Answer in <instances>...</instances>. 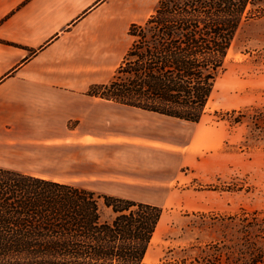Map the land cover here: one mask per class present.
Listing matches in <instances>:
<instances>
[{
    "label": "crops",
    "instance_id": "0c3cea01",
    "mask_svg": "<svg viewBox=\"0 0 264 264\" xmlns=\"http://www.w3.org/2000/svg\"><path fill=\"white\" fill-rule=\"evenodd\" d=\"M152 3L0 0L1 169L61 183L57 176L77 173L110 183L117 191L104 195L122 199L130 187L148 185L167 144L159 120L175 119L88 91L111 81L132 43L129 27L149 17ZM256 210L264 218V207ZM254 242L253 260L238 264H264V222Z\"/></svg>",
    "mask_w": 264,
    "mask_h": 264
},
{
    "label": "trees",
    "instance_id": "16d2710c",
    "mask_svg": "<svg viewBox=\"0 0 264 264\" xmlns=\"http://www.w3.org/2000/svg\"><path fill=\"white\" fill-rule=\"evenodd\" d=\"M263 17L264 0H158L88 94L197 124L239 28ZM161 219L155 205L0 168V264H143Z\"/></svg>",
    "mask_w": 264,
    "mask_h": 264
},
{
    "label": "rangeland",
    "instance_id": "374dc122",
    "mask_svg": "<svg viewBox=\"0 0 264 264\" xmlns=\"http://www.w3.org/2000/svg\"><path fill=\"white\" fill-rule=\"evenodd\" d=\"M159 121L167 141L153 159L159 171L126 191L127 199L162 210L143 264H180L185 256L196 264L252 261L254 229L264 222L256 214L264 207V17L239 28L199 123ZM57 177L98 194L117 191L77 173Z\"/></svg>",
    "mask_w": 264,
    "mask_h": 264
}]
</instances>
